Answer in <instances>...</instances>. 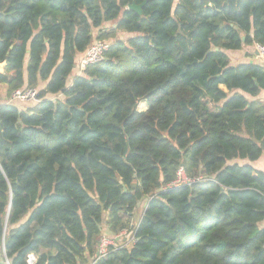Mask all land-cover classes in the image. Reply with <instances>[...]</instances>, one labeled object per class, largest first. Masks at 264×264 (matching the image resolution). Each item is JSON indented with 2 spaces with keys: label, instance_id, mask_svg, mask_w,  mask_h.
Segmentation results:
<instances>
[{
  "label": "trees",
  "instance_id": "obj_1",
  "mask_svg": "<svg viewBox=\"0 0 264 264\" xmlns=\"http://www.w3.org/2000/svg\"><path fill=\"white\" fill-rule=\"evenodd\" d=\"M254 44L264 0H0V84L39 88L0 103V264H264ZM104 224L134 242L97 258Z\"/></svg>",
  "mask_w": 264,
  "mask_h": 264
},
{
  "label": "built area",
  "instance_id": "obj_2",
  "mask_svg": "<svg viewBox=\"0 0 264 264\" xmlns=\"http://www.w3.org/2000/svg\"><path fill=\"white\" fill-rule=\"evenodd\" d=\"M258 56L260 57V64L264 69V46L260 44L253 45ZM109 48V43L105 41L97 40L93 42L84 52V54L79 58L77 69L79 72L82 71L87 65L97 63L104 58V52ZM38 90L36 88L25 87L15 89L9 96L10 103H35L38 102ZM189 180L184 176L182 168L178 170V177L169 186H179L182 183H186ZM127 230H122L121 232L113 236L103 235L100 238L97 258L104 257L109 250L110 246H115L118 240L126 241L127 243H133L134 237L131 232L126 233ZM126 237V239H124Z\"/></svg>",
  "mask_w": 264,
  "mask_h": 264
},
{
  "label": "crops",
  "instance_id": "obj_3",
  "mask_svg": "<svg viewBox=\"0 0 264 264\" xmlns=\"http://www.w3.org/2000/svg\"><path fill=\"white\" fill-rule=\"evenodd\" d=\"M227 55L230 57L233 56L235 62L231 59V64H238V63H260V57L258 56L254 46H244L243 48H241L240 50H234V51H226ZM232 54V56H231ZM3 64H0V71L2 70ZM78 73H80L77 70ZM71 80V78H70ZM262 93H264V91H262L260 93V95H262ZM259 95V96H260ZM262 98H264L262 96ZM9 96H7V87L5 84H0V103H10L9 101ZM113 236V234L108 230V228L106 227V225H103L102 228V236ZM126 239V237L124 238ZM127 241V239H126ZM117 242H120V240H118ZM36 261V256L30 255L29 256V263L33 264Z\"/></svg>",
  "mask_w": 264,
  "mask_h": 264
},
{
  "label": "rangeland",
  "instance_id": "obj_4",
  "mask_svg": "<svg viewBox=\"0 0 264 264\" xmlns=\"http://www.w3.org/2000/svg\"><path fill=\"white\" fill-rule=\"evenodd\" d=\"M109 25H110V23H107V26H109ZM117 36H118V38L125 39L126 37L129 36V34H128V33H125V32H121V31H119V32L117 33ZM231 56H232V54H231ZM231 59L235 62L233 56L231 57ZM76 72H77V69H76L75 73H76ZM72 76H73V74H72ZM42 85H43V83H41V84L39 85V87H41ZM37 89H39V88H37ZM262 96L264 97V93H262V95H260L259 97H262ZM49 97H52V96H49ZM243 162H248V161H243ZM250 163H251L252 165H254L256 168L261 169V170L264 171V156H262L260 159H258V160H256V161H254V162H250ZM146 202H147V198H143V199L137 204V206H136V208H135L133 214L130 216V218H129V220H128V223H127L128 226H131V227H132L133 225H135V224L138 222L139 218H140L141 215H142V211H143V209H144V207H145V205H146ZM126 233H128V232H126Z\"/></svg>",
  "mask_w": 264,
  "mask_h": 264
},
{
  "label": "water",
  "instance_id": "obj_5",
  "mask_svg": "<svg viewBox=\"0 0 264 264\" xmlns=\"http://www.w3.org/2000/svg\"><path fill=\"white\" fill-rule=\"evenodd\" d=\"M129 8L136 9L138 12H140L139 6H135L134 4L130 5Z\"/></svg>",
  "mask_w": 264,
  "mask_h": 264
}]
</instances>
